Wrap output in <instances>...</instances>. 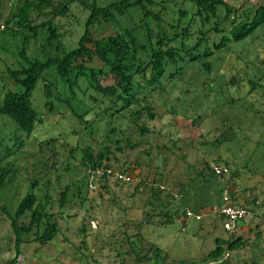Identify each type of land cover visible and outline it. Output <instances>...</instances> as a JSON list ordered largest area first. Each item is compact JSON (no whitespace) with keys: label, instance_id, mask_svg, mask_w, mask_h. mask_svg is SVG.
<instances>
[{"label":"trees","instance_id":"trees-1","mask_svg":"<svg viewBox=\"0 0 264 264\" xmlns=\"http://www.w3.org/2000/svg\"><path fill=\"white\" fill-rule=\"evenodd\" d=\"M74 3L85 14L84 32L75 47L66 49L56 19L72 13L80 22L73 12ZM48 8L52 9L51 18L37 22L40 15L48 14ZM3 11L4 5L0 2V20H3L0 31H9V36L20 37L22 41L16 54L20 65L8 66V75L0 76V88L5 91L0 102V210L10 221L16 249L15 257L4 264H18V257L27 244L38 243L41 248L55 239L61 232L59 214L64 212L72 193L69 183L57 192L50 173L42 174L46 162L42 161L41 169L35 167L33 175L24 176L22 168L28 169L23 161L28 162L29 156H38L28 148L36 143L42 155L44 144L60 139L70 144L71 156L80 154L82 170L89 182L102 180L101 193L102 188L110 190L113 177L119 184L124 174H128L123 169L130 163L126 158L128 149L147 142L150 147L143 148V152L149 155V174L153 168L155 176L153 182L145 179L136 188L143 184L144 191L150 192L149 204L155 215H163L162 224H172L178 219L187 223L192 217L201 220V214L187 205L182 206L190 202L188 186L202 187L209 176L205 168H196V175H192L187 185L182 180L176 181L178 176H173L174 172L159 171L169 157L162 151L165 144L154 143L152 139L156 131L153 132L150 123L161 117L152 93L162 87L163 79L178 78L188 64L252 34L264 23V0L256 3L250 0H112L104 4L99 0H61L58 4L55 0H11L10 12L6 15ZM108 28L111 32H105ZM204 65L212 70L210 62ZM8 81L12 86H8ZM101 122L104 139L91 146L90 136L101 132ZM43 127L53 130L42 132ZM154 146L158 148L156 155L151 151ZM114 163H119L124 174L116 171ZM143 164L139 156L132 169ZM202 164L216 174V167H221L211 166L207 161ZM51 168L58 171L57 163H52ZM65 168L68 173L71 165L66 164ZM223 168L227 171L221 175L229 172L228 167ZM19 177L29 183L28 192L16 206H11L1 196L7 187H22ZM64 177L58 174L59 181ZM176 184L180 186L177 193L170 189ZM53 190L58 199L53 196ZM224 200L238 201L225 206L249 207L254 214L255 207L261 204L256 197L239 202L235 185L225 191ZM250 203L254 206L250 207ZM221 209L214 208L225 219ZM198 215L201 217L197 218ZM86 231L87 226H83L82 232ZM237 232L239 226L231 232V238L217 237L215 249L201 260L218 262L250 242L243 234L235 236ZM125 233L123 240L130 249L119 250V254H128L136 264H153L160 258L162 249L154 243L155 255L143 254L146 249L140 244L146 239L140 232ZM256 234L263 237L259 230Z\"/></svg>","mask_w":264,"mask_h":264},{"label":"rangeland","instance_id":"rangeland-1","mask_svg":"<svg viewBox=\"0 0 264 264\" xmlns=\"http://www.w3.org/2000/svg\"><path fill=\"white\" fill-rule=\"evenodd\" d=\"M60 1L55 0V3ZM110 1L99 0V3ZM250 1L256 3L259 0ZM0 2L4 5L3 14L7 15L11 10V0ZM47 11L48 14L40 15L37 22L51 18L52 9ZM73 12L79 16L81 24L72 13L56 19L62 35L60 39L66 49L75 47L84 32L82 23L85 14L76 3ZM7 32L0 31V76L8 75V66L20 65L16 54L21 38H12ZM105 32L111 31L108 28ZM31 44L33 46L34 42ZM31 55H34L32 51ZM205 62L212 64V70L206 68ZM8 84L12 86L13 83L8 81ZM4 92L0 88V102ZM152 94L154 105L161 114L157 121L150 123L153 132L156 131L152 139L154 143L165 144L162 151L169 157L159 171L174 172L173 176H178L176 181L182 180L188 185L192 175L197 173L196 168H205L209 180L202 187L189 184L192 186H188L190 202L182 206L187 205L203 218L197 220L192 217L187 223L178 219L165 225L160 221L163 215L154 214L149 204L150 192L144 191L143 184L136 188L145 179L153 182L155 176L153 168L149 174V155L143 152V148L150 147L147 142L138 148L128 149L126 158L130 163L123 168L128 174H124L119 163H114L116 171L125 177L119 184L113 177L110 190L102 188L101 193L99 185L102 180L98 178L94 184L89 182L82 170L80 154L72 157L70 144L63 139L44 144L42 155L36 143L28 148L37 152L38 156H29L28 162L23 161V166L28 169L25 171L22 168V172L26 173L24 176L33 175L34 168L41 169L42 161L46 162L42 174L50 173L57 192L69 183L72 193L64 212L59 214L61 232L44 247L39 248L38 243L25 245L18 264H136L128 254H119V250L130 249V245L123 240L126 231L130 234L140 232L145 237V242L140 244L146 249L144 255H155L152 243L162 249L160 258L155 259L153 264H264V238L256 234L258 230L264 233V23L247 38L232 41L212 55L188 64L178 78L163 79L162 87ZM101 128V132L90 136L89 145L96 146L104 139L103 122ZM51 130L42 128V132L49 133ZM137 139L144 140L143 137ZM157 149L155 146L151 148L153 155L158 153ZM139 156L144 164L132 169ZM205 161L211 166H226L229 172L216 174L212 168L202 164ZM52 163H57L58 171L51 168ZM66 164L71 165L68 173ZM59 173L65 175L60 181ZM21 182V188L7 187L3 190L1 199L16 206L29 188V183L25 180ZM233 185L239 202L254 197L261 202L255 207V214L240 222L239 233L235 234L245 233L250 242L233 250L230 257H223L218 262H204L201 258L215 249L217 237L229 239L233 235L226 229L225 219L214 210L215 207L221 209L226 204L238 203L224 200L225 191ZM193 186L199 187L196 189ZM170 189L177 193L180 186L176 184ZM57 192L52 191L56 199ZM251 204L249 206L253 207L254 204ZM54 207L59 209L57 202ZM83 226H87L86 232H82ZM10 228L7 214L0 210V264L16 255L15 235ZM124 259L125 263H122Z\"/></svg>","mask_w":264,"mask_h":264},{"label":"built area","instance_id":"built-area-1","mask_svg":"<svg viewBox=\"0 0 264 264\" xmlns=\"http://www.w3.org/2000/svg\"><path fill=\"white\" fill-rule=\"evenodd\" d=\"M218 174H223L227 171L226 168L216 167ZM221 212L225 215V227L228 231L234 232L238 228L240 222L245 218L252 216L254 214L253 210L249 207H235L232 205L225 206L221 209ZM188 214H192L188 212ZM198 215L197 218H200Z\"/></svg>","mask_w":264,"mask_h":264},{"label":"crops","instance_id":"crops-1","mask_svg":"<svg viewBox=\"0 0 264 264\" xmlns=\"http://www.w3.org/2000/svg\"><path fill=\"white\" fill-rule=\"evenodd\" d=\"M244 228V227H243ZM244 232V231H243ZM243 234H245V233H243ZM246 235V234H245ZM246 237L248 238V236L246 235ZM263 238H264V233H263Z\"/></svg>","mask_w":264,"mask_h":264}]
</instances>
